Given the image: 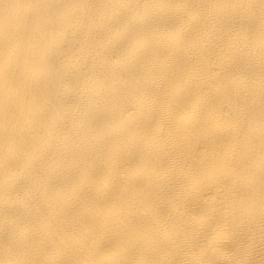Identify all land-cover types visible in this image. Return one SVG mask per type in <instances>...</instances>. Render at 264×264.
<instances>
[{"label": "bare ground", "instance_id": "obj_1", "mask_svg": "<svg viewBox=\"0 0 264 264\" xmlns=\"http://www.w3.org/2000/svg\"><path fill=\"white\" fill-rule=\"evenodd\" d=\"M0 264H264V0H0Z\"/></svg>", "mask_w": 264, "mask_h": 264}]
</instances>
